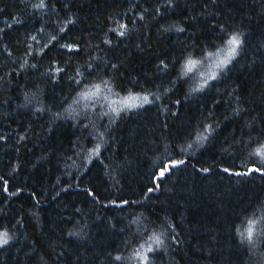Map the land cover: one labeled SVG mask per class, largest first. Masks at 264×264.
I'll use <instances>...</instances> for the list:
<instances>
[{"label":"trees","instance_id":"trees-1","mask_svg":"<svg viewBox=\"0 0 264 264\" xmlns=\"http://www.w3.org/2000/svg\"><path fill=\"white\" fill-rule=\"evenodd\" d=\"M262 147L264 0H0V264H264Z\"/></svg>","mask_w":264,"mask_h":264},{"label":"snow or ice","instance_id":"snow-or-ice-1","mask_svg":"<svg viewBox=\"0 0 264 264\" xmlns=\"http://www.w3.org/2000/svg\"><path fill=\"white\" fill-rule=\"evenodd\" d=\"M239 44V38L237 36H233L231 39L227 41V46L224 49H220L217 52H208L207 57L211 60V65L209 67V72L207 74V79L204 81V83H207V80H214L216 78V72L214 69L221 68L225 66L226 64L229 63L231 58L235 55L236 53V48ZM201 64L200 60L192 59L189 58L187 62L185 63L183 67V72L185 75L188 73H192L197 67ZM203 75V74H202ZM203 87V85H201ZM102 92L101 86L100 85H94V90L90 89L88 91H85L81 94V98L84 100H90L92 97L99 96ZM133 99L132 97H129L128 99L122 101L125 106H130L129 105V100ZM144 100L147 101V97H144ZM115 103V102H113ZM113 111H117L116 108H112ZM264 153V147L258 150V154ZM164 171L160 173V176H164ZM256 221L254 220H249L248 221V226L245 230L246 232V238L249 240V242L252 241L255 233H256ZM242 236H245V233H241ZM7 233L6 232H0V245L6 244L7 243ZM149 240H151L154 243H160V237L153 235L152 237H149ZM152 245L149 244L147 247V252H151ZM139 258L145 262H147L148 257L147 255H140ZM119 259V258H118Z\"/></svg>","mask_w":264,"mask_h":264}]
</instances>
